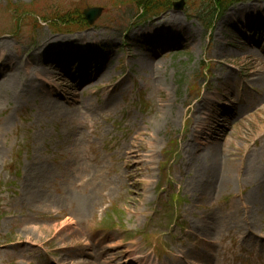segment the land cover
Returning a JSON list of instances; mask_svg holds the SVG:
<instances>
[{
	"label": "rangeland",
	"instance_id": "1",
	"mask_svg": "<svg viewBox=\"0 0 264 264\" xmlns=\"http://www.w3.org/2000/svg\"><path fill=\"white\" fill-rule=\"evenodd\" d=\"M33 1L0 0V41L20 58L42 43L41 36L99 37L79 48L51 49L46 59L66 60L79 83L103 66L109 73L95 84L86 81L91 94L78 92V102L88 99L96 110L92 118L78 102L60 101L64 111L55 116L29 95L19 102L2 100L0 264H129L136 249L151 264H264V0L233 6L210 25L208 13L199 11L206 5L194 9L186 1L181 12L168 10L145 23L121 0H49L64 12L82 5L101 7L102 13L74 34L34 28L27 20L9 34L11 19L1 10L9 2ZM171 15L180 19V29L157 28ZM147 48L148 55H167L147 66L137 55ZM253 72L262 75L249 88ZM120 80L113 106L102 108V87ZM100 90L102 95H92ZM229 96L235 116L212 141L195 139V118L203 121L210 110L212 116L223 110L227 117L230 104L222 100ZM203 99L209 101L199 113ZM136 132L145 134V149L151 145L155 161L142 167L134 199L116 180L129 168L122 162ZM174 141L177 154L162 183L161 168ZM226 171V182L213 189L200 180L223 178ZM89 193L102 200L85 209ZM173 195H178L175 210ZM209 218L217 236L205 251L189 233L199 235L201 221ZM89 235L101 240L87 243Z\"/></svg>",
	"mask_w": 264,
	"mask_h": 264
},
{
	"label": "bare ground",
	"instance_id": "2",
	"mask_svg": "<svg viewBox=\"0 0 264 264\" xmlns=\"http://www.w3.org/2000/svg\"><path fill=\"white\" fill-rule=\"evenodd\" d=\"M250 12L252 14L256 11L251 9ZM242 13H244V11H242ZM156 25L157 28L162 27L169 31H172L174 28L180 29V19L175 15H171L161 19ZM137 36H139L138 32L134 33L133 37L130 39H135ZM128 37L129 35L125 34V38ZM41 39L42 43L38 45L32 53H28L20 58L12 52L8 42L0 41V105L2 104V100L9 101L14 99L15 102H19L22 100L21 98L23 96L29 95L39 99L43 107L49 111L51 115L61 116L64 110L60 101H66V103H70L72 106L74 103L78 102L79 98H81L79 93L87 92L88 94H91V91L88 88L89 86L84 85L86 84V81L95 84L102 80L109 72L105 74V67L103 66L96 71L94 76L79 83L77 81V76L73 74L72 66H66V60L59 62L58 57L51 58L50 60L46 59L47 53L51 49L70 45L74 48H79L85 43L89 44L98 41L99 37L95 38L85 35L77 40H71L64 38L52 39L49 36H41ZM148 51L147 48L143 50V52L138 53L139 61H143L147 66H152L153 58L159 57V55H147L146 52ZM21 73H23V75H21ZM253 74L254 75L247 78L246 84L249 88H253L254 83L257 82L262 75L261 72H253ZM122 84L123 80H120L116 85L103 86L102 90L104 96L102 95L101 90L93 92L92 95H96V93L99 92L102 95L101 107L109 109L114 104V91ZM208 101L209 99H203L199 113H201V110H205V105H207L206 102ZM223 101L230 104L228 107L230 112L227 117L224 116L226 113L223 110H221L220 114H215L214 116L211 115L212 110H210L208 114H205L206 118L203 121H200L199 118L196 117L195 122H197V125L195 130H193V137L195 139L204 141L211 139L210 141H212V136H219L218 132L222 127L221 125L226 123L228 118H233L235 116V113L231 110L234 106L231 97H225L223 98ZM78 103L80 110H84L85 113H87L88 118L94 116L96 110L93 109V106L89 103L88 99H81ZM211 118L213 119L211 120ZM209 122L213 124V129H208ZM145 148V134L142 132L134 133L129 139L128 146L125 148V158L122 162L123 166L129 167V169L123 176L119 175L117 179V182L121 181V184H124L125 186L129 185L130 182L131 186L129 185L128 191L133 194L132 197L134 199L138 198L140 195V190L136 188L138 186L136 178L143 172L142 167L149 166L155 161V155L151 145H148V150ZM228 174L229 171H226L224 172L223 178L218 176L215 179L214 177L207 179V177L201 176L200 180L203 184H210V187L213 189L214 187L212 185L218 186L224 184ZM101 200V197L97 199V196H91L89 193L87 197L84 196L83 198V206L86 209L87 207L96 205V203ZM209 222L210 218L201 221L203 231H201L199 235L196 230L189 233L194 238V241L199 243V247L205 251L212 247L210 245L216 241L215 236H217L216 226H213ZM86 240L89 242H99L101 239H97L93 235H90ZM208 246L210 247L206 248ZM142 260L145 262L142 263ZM130 264H148V261L146 257H137L136 260Z\"/></svg>",
	"mask_w": 264,
	"mask_h": 264
},
{
	"label": "trees",
	"instance_id": "3",
	"mask_svg": "<svg viewBox=\"0 0 264 264\" xmlns=\"http://www.w3.org/2000/svg\"><path fill=\"white\" fill-rule=\"evenodd\" d=\"M241 1L242 0H210L211 10L213 11L214 16L222 15L227 10V8ZM169 2L170 0H146L145 4L149 7L150 10H159L168 6ZM152 4L156 5L154 6ZM61 22L64 23L65 21Z\"/></svg>",
	"mask_w": 264,
	"mask_h": 264
},
{
	"label": "water",
	"instance_id": "4",
	"mask_svg": "<svg viewBox=\"0 0 264 264\" xmlns=\"http://www.w3.org/2000/svg\"><path fill=\"white\" fill-rule=\"evenodd\" d=\"M174 7L176 10H182L183 8V1H180V3L174 4ZM100 11L95 10H87L85 11V16L88 19L89 23L92 24L94 20L98 17Z\"/></svg>",
	"mask_w": 264,
	"mask_h": 264
}]
</instances>
